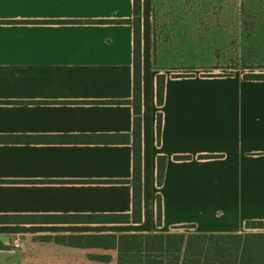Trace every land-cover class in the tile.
Masks as SVG:
<instances>
[{
	"label": "crops",
	"instance_id": "obj_1",
	"mask_svg": "<svg viewBox=\"0 0 264 264\" xmlns=\"http://www.w3.org/2000/svg\"><path fill=\"white\" fill-rule=\"evenodd\" d=\"M133 16L134 0H0V264H119L105 236L264 233L247 227L264 221V81L167 76L159 106L144 0L133 219L134 26L101 23Z\"/></svg>",
	"mask_w": 264,
	"mask_h": 264
},
{
	"label": "rangeland",
	"instance_id": "obj_2",
	"mask_svg": "<svg viewBox=\"0 0 264 264\" xmlns=\"http://www.w3.org/2000/svg\"><path fill=\"white\" fill-rule=\"evenodd\" d=\"M144 25L165 77L264 74V0H144Z\"/></svg>",
	"mask_w": 264,
	"mask_h": 264
},
{
	"label": "trees",
	"instance_id": "obj_3",
	"mask_svg": "<svg viewBox=\"0 0 264 264\" xmlns=\"http://www.w3.org/2000/svg\"><path fill=\"white\" fill-rule=\"evenodd\" d=\"M142 9L143 0H134V16L132 20H107L101 23L122 24L134 26V97L131 102L134 108L133 133V189L134 214L133 219L141 221L142 215ZM185 77V76H177ZM188 77V76H187ZM247 81H264V74L244 75ZM164 75L157 76V103L162 106L165 97ZM158 139L162 130V116L158 114ZM3 139V138H0ZM93 140V138H89ZM96 142H128V136H96ZM209 158V157H206ZM186 159V157H177ZM167 158L159 157L157 183L161 187L164 182ZM122 216L121 220H129ZM10 217L0 216V223H8ZM158 224H162L161 197L158 198ZM249 229L264 230V221L247 222ZM188 228V227H182ZM107 244L116 246L119 250V264H264V233L245 234H214L184 232L124 234L120 237L105 236Z\"/></svg>",
	"mask_w": 264,
	"mask_h": 264
},
{
	"label": "snow or ice",
	"instance_id": "obj_4",
	"mask_svg": "<svg viewBox=\"0 0 264 264\" xmlns=\"http://www.w3.org/2000/svg\"><path fill=\"white\" fill-rule=\"evenodd\" d=\"M17 2H19V3H25V2H27V0H17Z\"/></svg>",
	"mask_w": 264,
	"mask_h": 264
}]
</instances>
